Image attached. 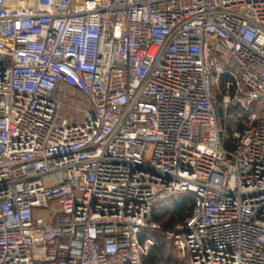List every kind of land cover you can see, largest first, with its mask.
Masks as SVG:
<instances>
[{
	"label": "built area",
	"instance_id": "obj_1",
	"mask_svg": "<svg viewBox=\"0 0 264 264\" xmlns=\"http://www.w3.org/2000/svg\"><path fill=\"white\" fill-rule=\"evenodd\" d=\"M150 233L264 264V0H0V264H143Z\"/></svg>",
	"mask_w": 264,
	"mask_h": 264
},
{
	"label": "trees",
	"instance_id": "obj_2",
	"mask_svg": "<svg viewBox=\"0 0 264 264\" xmlns=\"http://www.w3.org/2000/svg\"><path fill=\"white\" fill-rule=\"evenodd\" d=\"M192 210V200L190 195H179L159 201L151 215V221L160 223L165 228H170L176 222L182 221ZM155 245L147 257L143 259V264H185L173 254H167V242L157 234H151ZM174 250V249H173Z\"/></svg>",
	"mask_w": 264,
	"mask_h": 264
},
{
	"label": "rangeland",
	"instance_id": "obj_3",
	"mask_svg": "<svg viewBox=\"0 0 264 264\" xmlns=\"http://www.w3.org/2000/svg\"><path fill=\"white\" fill-rule=\"evenodd\" d=\"M222 96V85H219L215 91V110L218 115L219 128L224 132V134H229L233 133L237 128L236 118L239 111L236 108L226 109L222 104ZM173 249L172 245L167 243V254H173L174 257L178 259L177 253Z\"/></svg>",
	"mask_w": 264,
	"mask_h": 264
}]
</instances>
